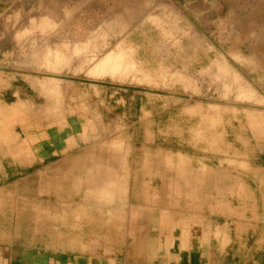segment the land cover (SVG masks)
Listing matches in <instances>:
<instances>
[{"label":"rangeland","instance_id":"obj_1","mask_svg":"<svg viewBox=\"0 0 264 264\" xmlns=\"http://www.w3.org/2000/svg\"><path fill=\"white\" fill-rule=\"evenodd\" d=\"M144 1L0 0V227L129 253L156 193L158 218L172 208L183 223L190 173L230 174L232 155L264 175L263 43ZM250 177L191 184L207 208L223 193L262 211L264 181Z\"/></svg>","mask_w":264,"mask_h":264},{"label":"crops","instance_id":"obj_2","mask_svg":"<svg viewBox=\"0 0 264 264\" xmlns=\"http://www.w3.org/2000/svg\"><path fill=\"white\" fill-rule=\"evenodd\" d=\"M147 1L152 2H144ZM163 2L173 5L182 2L192 7L193 16L206 20L223 38H233L237 32V36L251 39L253 45H264V0ZM210 4L213 6L210 10H200ZM224 6L230 7L228 13L219 14L220 7ZM260 124L264 127V118ZM230 157L235 167L230 174L224 175L222 171L213 174L206 165L200 173H190L188 211L183 223L176 221L172 208L159 211L158 218L155 206L161 196L156 193L157 200L146 207L155 216L153 225L143 224L142 238L134 242L129 253L124 245L116 249L110 244L99 245L93 241L82 249H50L45 238L35 239L23 234L22 230L5 226L0 227V264H264V206L262 211L259 207L240 211L230 205L226 195L218 193L216 205L207 208L209 198H201V191L191 184L194 177L197 182H217L221 191L222 183L227 181L234 190L249 187L253 181L250 175L264 181V175L259 174L262 169L254 167L256 161L251 157ZM173 193L171 190L166 194L173 196Z\"/></svg>","mask_w":264,"mask_h":264},{"label":"bare ground","instance_id":"obj_3","mask_svg":"<svg viewBox=\"0 0 264 264\" xmlns=\"http://www.w3.org/2000/svg\"><path fill=\"white\" fill-rule=\"evenodd\" d=\"M109 56H110V55H109ZM120 56H121V55H120ZM114 57H115V56H114ZM116 57H117V56H116ZM116 57H115V58H116ZM118 57H119V56H118ZM106 59H107V58H105V60H106ZM119 59H120V58H119ZM119 59H117V60H119ZM108 60H110V58L107 59L106 61H108ZM106 61H105V62H106ZM105 62H104V65H103V63H100V64L102 65V67H103V66L106 67L107 62H106V64H105ZM109 62H110V61H109ZM109 62H108V64H109ZM112 62H113V61H112ZM114 62H115V61H114ZM117 62H119V61H117ZM122 64H123V63H122ZM109 65H110V64H109ZM109 65H107L108 68H109ZM116 65H117V64H116ZM107 67H106V68H107ZM111 67H112V65H110V70H112V69L114 68V66H113L112 69H111ZM98 68H99V66H98ZM103 68H104V67H103ZM103 68H99V69L102 70ZM127 68H128V66H127ZM114 69H115V68H114ZM114 69H113V70H114ZM103 70H105V68H104ZM108 70H109V69H108ZM131 71H132V70H131ZM114 72H115V70H114Z\"/></svg>","mask_w":264,"mask_h":264}]
</instances>
